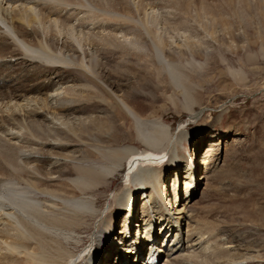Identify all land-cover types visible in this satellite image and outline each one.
Here are the masks:
<instances>
[{"label":"bare ground","instance_id":"6f19581e","mask_svg":"<svg viewBox=\"0 0 264 264\" xmlns=\"http://www.w3.org/2000/svg\"><path fill=\"white\" fill-rule=\"evenodd\" d=\"M136 12L128 0H0V264L258 262L245 256L251 245L242 239L195 244L205 232L186 205L195 191L190 178L213 165L216 149L209 145L200 161L186 157L181 147L190 136L182 128L171 134L163 116L150 120L144 108L170 89L171 102L181 99L190 118H199L195 75L180 58L186 47L200 56V43H182L173 57L175 41L164 35L177 27L167 17L159 27L155 15L146 17L147 27ZM135 67L142 74L132 75L136 85L113 91V78L126 75L118 69ZM140 76L152 86L147 94L132 88ZM90 146L96 155L82 148ZM122 172L124 183L104 208L99 193ZM142 222L155 231L140 233Z\"/></svg>","mask_w":264,"mask_h":264},{"label":"rangeland","instance_id":"374dc122","mask_svg":"<svg viewBox=\"0 0 264 264\" xmlns=\"http://www.w3.org/2000/svg\"><path fill=\"white\" fill-rule=\"evenodd\" d=\"M172 2H178L179 5L175 6ZM128 4L133 11L138 10L136 19L142 23L147 24V18L155 15L159 27L164 28L163 22L167 18L171 27H177L174 31L169 29L164 35V39L175 41L171 45L173 51L170 52L173 57L183 48L182 43H200V56L192 58L186 47L180 58V63L195 75L193 109L200 113L199 118H190L181 99L171 102L170 89L159 93L151 106L144 108L150 120L163 116L164 125L168 126L171 134L174 135L182 128L190 136L181 147L186 157L191 159L194 155L200 161L209 145L213 144L211 148L216 149L212 157L213 165L199 166L198 175L195 177L192 174L190 178L195 183V191L191 203L186 205L191 206V221L207 233L203 234L202 242L196 241L195 244L204 245L202 247L211 244L214 248L215 243L228 245L242 239L251 245L245 250V256L256 257L258 261H250L248 264H264V0H128ZM151 5H155V8L152 9ZM164 5L169 7L166 9ZM53 18L51 16L49 20ZM148 24L147 27H153ZM22 28L31 30L25 26ZM91 47L86 45L84 48ZM208 54L212 55L213 60L207 62L205 56ZM123 69L118 70L126 73V79L113 78L116 81L113 91L116 93L136 85L132 75L141 74L136 67L132 71ZM73 73L70 69L66 74ZM138 79L143 83L132 87L137 89L136 92L147 94L151 91L152 86L145 79L141 76ZM217 119L215 127L207 131V134L203 133L206 127L211 126V121ZM129 132L120 134L127 136ZM219 136L221 138L216 141ZM132 145L140 150L145 149L139 140H135ZM82 148H86L90 155H96L91 151L92 146ZM186 165L183 162L181 170L186 172ZM167 168L172 172L173 166L168 165ZM183 174L180 178L182 182L189 177L188 173ZM169 177L170 182L166 185L170 183L171 187L173 173ZM115 179L109 191L99 193L104 208L110 203L112 195L120 191L125 180L124 172ZM141 198L139 192L136 199L138 204ZM123 213L115 217V224L120 225L116 227L120 237L124 231ZM147 230L154 232L155 224L144 226L142 222L140 233L145 235ZM135 233L134 236L137 235ZM160 237L163 238V233ZM215 238L219 241L209 242L216 241ZM207 242L210 244L205 246Z\"/></svg>","mask_w":264,"mask_h":264}]
</instances>
